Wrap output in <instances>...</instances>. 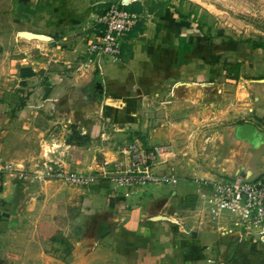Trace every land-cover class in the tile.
<instances>
[{
  "label": "crops",
  "instance_id": "obj_1",
  "mask_svg": "<svg viewBox=\"0 0 264 264\" xmlns=\"http://www.w3.org/2000/svg\"><path fill=\"white\" fill-rule=\"evenodd\" d=\"M42 1L0 0V165L11 167L0 191V264H264V225L213 219L201 198L202 181L264 179L261 43L207 32L187 0ZM113 3L140 15L118 62L87 53ZM242 126L253 142L237 139ZM196 131H229L232 158L217 165L215 134ZM190 136L186 169L177 142ZM103 139L171 145L176 156L157 171L179 183L83 189L34 178L53 145L54 163L95 172L118 157ZM65 238L67 263L50 252Z\"/></svg>",
  "mask_w": 264,
  "mask_h": 264
},
{
  "label": "built area",
  "instance_id": "obj_2",
  "mask_svg": "<svg viewBox=\"0 0 264 264\" xmlns=\"http://www.w3.org/2000/svg\"><path fill=\"white\" fill-rule=\"evenodd\" d=\"M140 22V15L131 13L119 3L111 4L106 11L98 16L97 23L101 26L100 40L88 45L90 56H106L114 62L121 59V40ZM91 64V63H90ZM85 69L89 64L84 65ZM105 147H114L118 157L111 161L103 159L93 173H79L69 170L65 165L54 163L45 151L43 166L45 170L34 173L40 181L57 180L68 186L87 189L101 181L109 182L115 187L139 189L148 185L176 186L179 179L165 172H158L159 165L167 163L176 154L171 145H160L146 149L138 142L112 144L111 139L102 140ZM53 164V165H51ZM13 171V170H12ZM11 172L10 166L0 165V191L4 188V175ZM18 178H24L20 172ZM204 201V212L213 219H220L223 214L229 215L236 227L249 231L264 225V179L245 180L237 176L216 183L201 182Z\"/></svg>",
  "mask_w": 264,
  "mask_h": 264
},
{
  "label": "rangeland",
  "instance_id": "obj_3",
  "mask_svg": "<svg viewBox=\"0 0 264 264\" xmlns=\"http://www.w3.org/2000/svg\"><path fill=\"white\" fill-rule=\"evenodd\" d=\"M79 1V0H78ZM78 1L75 0V5L78 6ZM103 1V0H102ZM192 3V7L197 11L195 19L202 23V28L207 29V32H214L227 35L228 39H236L237 42H248V43H261L264 44V0H187ZM83 5H91L94 0H82ZM105 4V5H104ZM97 12H102L107 2H101L98 4ZM46 7L45 0L41 3V8ZM202 29V30H203ZM201 133L215 134V163L219 165L222 160L232 158L229 156V152H226L223 146V142H229L228 139L229 131H196ZM197 134V133H196ZM191 135V134H189ZM190 136L185 143L177 142L178 158L182 159V163L186 169L193 167V162H190L192 151L189 152V158H185L186 152L189 147L192 148L193 137ZM233 138V137H232ZM199 141L207 142V139L203 140L204 137L199 136ZM197 136L195 137V141ZM192 143V144H191ZM228 144V143H227ZM198 144L194 143V146ZM186 159V160H183ZM194 160V159H192ZM231 164V163H230ZM220 166V165H219ZM194 168V167H193ZM199 169V168H198ZM192 170V169H190ZM197 170V169H193ZM204 170L218 171L219 167L207 168ZM75 235V234H74ZM78 236V235H76ZM78 238V237H77ZM58 241V247H53L50 252L56 256L57 259L67 263L68 256L72 245L69 243V239H60Z\"/></svg>",
  "mask_w": 264,
  "mask_h": 264
},
{
  "label": "water",
  "instance_id": "obj_4",
  "mask_svg": "<svg viewBox=\"0 0 264 264\" xmlns=\"http://www.w3.org/2000/svg\"><path fill=\"white\" fill-rule=\"evenodd\" d=\"M250 127L249 126H242L240 128L237 129V139H239L240 141H244V142H253L254 141V136L255 133L254 131H250ZM243 174V173H241Z\"/></svg>",
  "mask_w": 264,
  "mask_h": 264
},
{
  "label": "trees",
  "instance_id": "obj_5",
  "mask_svg": "<svg viewBox=\"0 0 264 264\" xmlns=\"http://www.w3.org/2000/svg\"><path fill=\"white\" fill-rule=\"evenodd\" d=\"M255 47L264 48V44H256ZM107 113H108V110H107Z\"/></svg>",
  "mask_w": 264,
  "mask_h": 264
}]
</instances>
